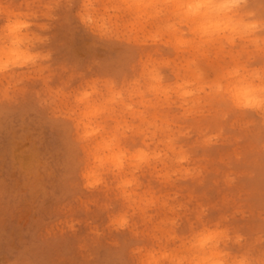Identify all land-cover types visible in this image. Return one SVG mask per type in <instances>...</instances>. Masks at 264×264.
Wrapping results in <instances>:
<instances>
[{"label": "clouds", "instance_id": "9594fccd", "mask_svg": "<svg viewBox=\"0 0 264 264\" xmlns=\"http://www.w3.org/2000/svg\"><path fill=\"white\" fill-rule=\"evenodd\" d=\"M0 264H264V0H0Z\"/></svg>", "mask_w": 264, "mask_h": 264}]
</instances>
